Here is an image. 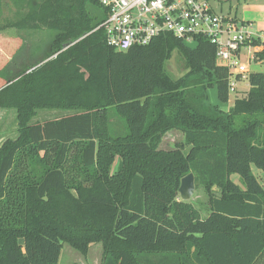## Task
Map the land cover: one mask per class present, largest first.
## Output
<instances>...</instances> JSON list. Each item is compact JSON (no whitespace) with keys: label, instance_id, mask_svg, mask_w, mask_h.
Here are the masks:
<instances>
[{"label":"trees","instance_id":"trees-1","mask_svg":"<svg viewBox=\"0 0 264 264\" xmlns=\"http://www.w3.org/2000/svg\"><path fill=\"white\" fill-rule=\"evenodd\" d=\"M6 4L0 29L20 43L0 48V110L17 122L0 144V264H59L62 242H100V264H264V71L224 110L228 72L202 35L117 51L98 0ZM39 110L67 113L32 121ZM172 130L183 141L159 148ZM188 172L204 217L179 199Z\"/></svg>","mask_w":264,"mask_h":264},{"label":"built area","instance_id":"built-area-1","mask_svg":"<svg viewBox=\"0 0 264 264\" xmlns=\"http://www.w3.org/2000/svg\"><path fill=\"white\" fill-rule=\"evenodd\" d=\"M107 9L102 27L107 43L117 51L148 44L161 34L191 42L202 35L215 47V62L227 69L228 91L248 77L251 63L262 64L264 29L223 15L209 0H98ZM229 93V92H228Z\"/></svg>","mask_w":264,"mask_h":264},{"label":"rangeland","instance_id":"rangeland-1","mask_svg":"<svg viewBox=\"0 0 264 264\" xmlns=\"http://www.w3.org/2000/svg\"><path fill=\"white\" fill-rule=\"evenodd\" d=\"M213 6L216 8V12L223 15L230 16H242V12L245 9L257 8L259 5H264V0H212ZM246 13L251 14V25L253 29H264V11L253 12L247 10ZM14 16V6L4 5L0 13V24L6 19ZM237 19V18H235ZM239 20V19H238ZM244 21V20H242ZM17 35V30L15 28H5L0 29V48L7 56H11L12 51L19 45V41H10L11 38H15ZM189 45L193 46L194 43L188 42ZM182 61L177 54L173 52L171 58L166 62V69L174 76H180L184 69L182 66ZM251 69L256 71H264V62L262 64L251 63ZM237 88L234 91H229L228 101L221 108L227 110L233 104L236 97H242L246 93L245 88H249V83L247 78L243 80H236ZM210 92V91H209ZM211 100L216 101L213 92H210ZM67 113V111L60 110H39L37 114L33 117L32 121L38 120L39 122L44 121L48 118H53ZM17 135V122H16V112L14 110H0V144L7 138L13 139ZM183 141V135L179 131L172 130L167 132L160 144L161 149H171L175 147V144ZM188 150V146L185 147L184 152ZM116 162L114 163V166ZM254 169V168H253ZM232 178L238 182L237 175H232ZM213 192L219 194L217 189L214 188ZM179 199H181L179 197ZM198 208L202 217L208 214L207 209V193L202 187L195 188L192 196L186 200ZM103 249L100 242L90 243L86 253H81L79 250L72 247L66 242L61 243L58 263L59 264H100L102 259Z\"/></svg>","mask_w":264,"mask_h":264},{"label":"water","instance_id":"water-1","mask_svg":"<svg viewBox=\"0 0 264 264\" xmlns=\"http://www.w3.org/2000/svg\"><path fill=\"white\" fill-rule=\"evenodd\" d=\"M194 189V174L192 172H188L180 179V184L178 187L179 197L182 200H188L192 196Z\"/></svg>","mask_w":264,"mask_h":264},{"label":"crops","instance_id":"crops-1","mask_svg":"<svg viewBox=\"0 0 264 264\" xmlns=\"http://www.w3.org/2000/svg\"><path fill=\"white\" fill-rule=\"evenodd\" d=\"M211 4H212V1H211ZM212 6H213V4H212ZM213 9L215 10L216 8L213 6ZM247 10H250V11H253V12H261V11H264V5L263 6H258L257 8H252V9H245V10H243V12H242V16H233L234 18H237V19H239V20H244V21H251V14L250 13H246V11ZM216 11V10H215ZM251 23V22H250ZM264 27V26H263ZM259 29H263V28H259ZM244 89L247 91L248 90V88H245L244 87Z\"/></svg>","mask_w":264,"mask_h":264}]
</instances>
